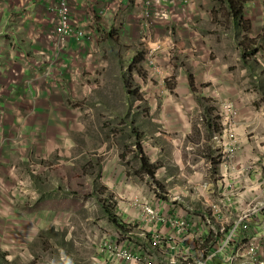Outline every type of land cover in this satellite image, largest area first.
<instances>
[{"label":"rangeland","instance_id":"obj_1","mask_svg":"<svg viewBox=\"0 0 264 264\" xmlns=\"http://www.w3.org/2000/svg\"><path fill=\"white\" fill-rule=\"evenodd\" d=\"M183 1L152 7L154 26L147 36L139 30L141 5L132 10L127 26L123 19L115 25L120 12L98 20V30L87 26L90 40L80 43L70 44L71 39L56 45L51 14L47 25L29 16L30 31L19 22L12 29L16 35L5 30L0 264H97L105 244L144 237L122 219L133 200L151 204L161 196L175 204V198L184 197L186 209L208 214L217 205L226 211L220 202L194 203L180 188L172 193L163 177L147 175L141 163L147 159L154 170L166 166L165 174L173 173L172 142L179 136L165 128L182 117L211 119L219 154L231 138L221 139L218 132L225 129L244 142L260 133L264 143V0H237L238 16L222 0ZM81 13L88 18V9ZM204 127L192 124V141ZM202 149L194 150L200 154ZM190 159H195L192 153ZM204 193L203 187L195 191ZM253 201L264 203V191ZM227 216L224 228L236 220V214ZM225 232L216 247L207 243L209 234L206 240L190 238L194 257L175 260L208 264L224 245L229 258H217L218 264H264V212L247 230L242 227L235 241L229 237L227 242Z\"/></svg>","mask_w":264,"mask_h":264},{"label":"crops","instance_id":"obj_2","mask_svg":"<svg viewBox=\"0 0 264 264\" xmlns=\"http://www.w3.org/2000/svg\"><path fill=\"white\" fill-rule=\"evenodd\" d=\"M98 0H70L71 8H74L76 11L83 12L86 9L92 10L93 6ZM117 1L122 7V12L124 13V18L122 21H125V25H128V20L133 18L132 10L136 9L138 5L142 7V0H109V2L102 7H104L107 12L103 18H93L91 15L89 18L83 17V13L76 12L74 14V19L79 23V26L97 29L98 22L96 19L101 20L107 17H111V11L114 10V4H117ZM27 3V5L25 4ZM30 0L26 2L24 0H0V44L5 40V30L8 28L10 33L14 36L12 29L15 26H18L20 23L21 26H29V31L33 26V23L29 21V16H38V19L43 20V24L47 25V20L49 21L50 14L48 11L49 1L48 0ZM27 13H24L25 10ZM116 19L115 25H117ZM121 21V22H122ZM19 22V23H17ZM25 24V23H27ZM122 25V23H120ZM26 30V29H25ZM94 34V32H92ZM90 34V33H89ZM72 43H77L72 41ZM25 45L27 42L25 41ZM2 49V47H0ZM35 51L36 47L31 48ZM0 66H6V55L0 53ZM25 76H29V73ZM6 80L9 79V75L6 76ZM24 88V87H22ZM32 87H28V91H32L30 94H33ZM20 93V91L18 92ZM203 122L205 129H201V132H196V135H200L196 141H192V124H197ZM213 122L211 119L206 118L202 119L197 116L195 118H179L175 119L168 128H165L167 133L177 134L179 137H173V153L172 157L176 165L174 166L173 173L171 175H166V172H169L167 167L159 172L158 170H153V176L155 178H161L163 186L165 183H168L169 190L172 192L174 188V193H178V188L181 189V195L188 193L191 196L188 197L192 202L197 200L199 203L213 201L220 202L221 206L226 210L223 212L221 210L220 214L206 213V210H190L186 209L185 205L188 199L182 198H173L175 204L168 203L171 201L169 198H159L154 199L153 203H142L137 200H133L134 204H129L125 208V211L122 212V219L126 220L127 223L137 226L139 231H143L142 235L144 237H138L131 240L125 239L123 242L116 241L121 247L128 249L134 255L145 259L149 264H179L177 263L176 256L178 255H191L196 254L194 250V243L190 241V238H197L201 240H206L207 235L208 242L211 245L220 244V235H218V230L220 227L224 226V223L228 220V216L237 215V212L245 204L244 202L249 201L254 194L264 186V143L261 134L255 137V141L244 142L238 139L237 147L235 154L232 159L229 161H222L217 159L219 153V146L216 142V133L218 130L214 131ZM209 130L211 133H204L203 131ZM196 131H198L196 129ZM218 133H221L220 131ZM263 144V145H262ZM202 148L200 154L195 153L196 148ZM160 152V150L158 151ZM191 153L195 159L191 158ZM164 154L160 153V157ZM210 162L204 165L206 160ZM152 160V159H150ZM197 161V162H194ZM147 175L149 173L146 171ZM176 180L181 183L182 186L177 185ZM201 187L204 188V194L201 196L195 195V191L199 192ZM184 188L190 189V192L184 190ZM173 193V192H172ZM213 195H212V194ZM206 194H209L208 197H211L212 200H208ZM195 199H192V198ZM186 198V197H185ZM203 199V202L202 200ZM145 204L150 205L157 214L161 217L159 222H148L143 216V209ZM197 209V207H196ZM206 209V208H205ZM211 209V208H210ZM208 217H212L215 221L211 224L208 220ZM174 219H186L188 221V226L183 232V237L181 239L171 240L172 245H166L163 243L160 246L154 245L153 232H160L165 238L172 236L175 231L172 226V221ZM219 221V223L217 222ZM217 222V223H215ZM222 225V226H221ZM259 228V226H256ZM136 236H140L137 235ZM169 238V239H170ZM168 239V240H169ZM216 247V246H215ZM198 250V249H197ZM98 259L97 264H135L128 262L122 258L114 259L111 255L103 252L98 249ZM194 257V256H193ZM208 261V260H207ZM206 261V263H207ZM216 262V263H214ZM214 262H209L208 264H218L216 259Z\"/></svg>","mask_w":264,"mask_h":264},{"label":"built area","instance_id":"obj_3","mask_svg":"<svg viewBox=\"0 0 264 264\" xmlns=\"http://www.w3.org/2000/svg\"><path fill=\"white\" fill-rule=\"evenodd\" d=\"M49 6L48 11L49 14H51V23L56 24L55 28V43L61 44L62 46L70 41L71 39H75L76 42H84L89 41L91 36L86 30L83 31L79 27V23L74 19V13H69L68 8H71L70 0H48ZM143 1V14L140 17V28L142 35L147 36L149 31L153 28L154 22L153 17L151 15V10L153 8H164V0H152L151 2L149 0H142ZM184 2L183 0H169V4H175V2ZM109 0H98L96 1V4L93 6L92 10L88 9L89 16L91 15L93 18H103L106 15L105 8L102 7L103 5L107 4ZM122 7L117 1V4H114V10L113 12H122ZM91 12V13H90ZM88 16V18H89ZM119 19H123L124 17L120 16ZM135 21H139V18L134 17ZM98 21V19H96ZM154 49V48H152ZM157 49V48H156ZM228 129H225L220 134V137H231L229 140L223 141L222 151L218 155V159L222 161H229L233 158L236 147H237V137L236 134H229L226 135ZM222 144V142H221ZM264 186L259 189L253 197L245 203L242 208L237 212L236 220L229 228L220 227L218 230V235L222 234L223 231H226V235H228L227 242L231 241V238L234 237V241L236 240V236L240 233V230L242 227H246V230L248 227H251L253 223V219L256 215L264 212V203H258L254 202L253 200L259 196L260 193H263ZM213 214L217 215L221 213V209L217 205H213V209L211 207L210 209ZM143 216L148 222H159L161 217L157 214L155 209H153L150 205L145 204L143 209ZM172 226L174 227L175 231L173 232L171 238L168 240L165 238L160 232L154 231L153 232V238H154V245L160 246L163 243L166 245H172V247H176L175 245L171 244V240L179 239L181 236H183V232H185L188 221L186 219H174L172 221ZM231 237V238H229ZM228 245V244H227ZM226 245V246H227ZM107 246V247H106ZM107 253L108 255H111L114 259H124L128 262H132L135 264H149L145 259L138 257L134 255L132 252H130L128 249H125L121 247L116 242L112 244H105V246L101 249V253ZM225 246H221L209 259H212V261L216 260L217 258L227 261L228 256L225 254ZM225 255V256H224ZM207 261V260H206ZM205 261V263H206Z\"/></svg>","mask_w":264,"mask_h":264},{"label":"trees","instance_id":"obj_4","mask_svg":"<svg viewBox=\"0 0 264 264\" xmlns=\"http://www.w3.org/2000/svg\"><path fill=\"white\" fill-rule=\"evenodd\" d=\"M224 3H227L229 7H231V10L235 12V15L238 16L240 14L241 8L238 9L237 11L234 9V5L237 3V0H222ZM142 167L147 169L149 174L153 176V170L155 169L156 165H148L147 159H144L142 161Z\"/></svg>","mask_w":264,"mask_h":264}]
</instances>
